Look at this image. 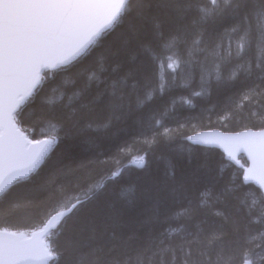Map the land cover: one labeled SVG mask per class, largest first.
Wrapping results in <instances>:
<instances>
[{
  "label": "snow or ice",
  "instance_id": "snow-or-ice-1",
  "mask_svg": "<svg viewBox=\"0 0 264 264\" xmlns=\"http://www.w3.org/2000/svg\"><path fill=\"white\" fill-rule=\"evenodd\" d=\"M117 29L123 44L80 69L82 59ZM253 42L257 55L246 59ZM129 52L133 63L125 65L120 58ZM105 64L115 67L109 71ZM185 65L201 72V91L192 96L239 83L228 115L247 110L262 122L259 131L187 137L194 144L220 143L229 154L246 152L251 166L243 180L258 189L225 185L200 192L194 201V175L171 174L146 181L142 211H135V198L126 209L108 205L103 211L96 193L104 183L84 188L59 145L83 130L81 122L95 107L103 105L119 119L133 94L138 106L147 104L168 87L166 69L175 81ZM70 68L83 82L69 104L26 117L37 86L53 70ZM150 76L158 88L146 84L141 95L139 80ZM190 79L188 73L184 83ZM180 100L192 103L190 97ZM167 112L150 117L156 130L144 139L149 146L172 139L176 130L162 123ZM29 117L31 130L39 128L43 138L29 134ZM138 162L144 166L143 157ZM118 175L119 169L112 171L104 182ZM22 206L38 217L24 225L36 229L30 235L14 222ZM0 222V264H264V0H0Z\"/></svg>",
  "mask_w": 264,
  "mask_h": 264
},
{
  "label": "trees",
  "instance_id": "trees-1",
  "mask_svg": "<svg viewBox=\"0 0 264 264\" xmlns=\"http://www.w3.org/2000/svg\"><path fill=\"white\" fill-rule=\"evenodd\" d=\"M253 23L255 25V21ZM227 26L230 27V25ZM123 40L121 29L109 33L104 43L96 46L90 55L83 58L78 67L83 69L98 63L107 48L115 50L123 44ZM131 55L132 52H129L120 59L125 62V65H129L133 63ZM182 55L187 59L186 50H182ZM243 55L246 59H254L257 55L255 42L251 49ZM105 67L110 71L115 65L105 64ZM77 70V68H70L64 72L56 70L50 72L37 87L38 91L30 108L26 111V117L28 112H33L38 116L42 108L55 110L62 105H68V97L79 91L82 86L83 81L76 75ZM126 71L127 66L123 67L121 75ZM188 73H191V79L185 84V77ZM165 75L168 87L162 94L157 91L147 104L138 106L136 95L133 94L126 113L119 119L112 116L103 105L95 107L91 118L81 122L83 130L71 139L63 140L59 145L60 151L66 155L64 163L77 170V175L82 178L81 183L84 188H87L88 184L104 183V187L99 188L96 193V203L105 212L110 210L108 205L114 206V209H126L130 198H135L137 201L135 211H142L147 207L142 198L146 181L149 178L162 179L171 174H175L177 178L194 175L196 179L192 191L194 201L200 192L207 189L217 191L225 185L230 187L232 184H237L246 191L258 189L252 184L243 182L242 169L246 165L243 156H239L241 166L237 167L227 160L220 150L214 147L193 145L186 141L187 135L202 129L217 128L222 131H238L245 128H260L262 122L248 115L247 110L243 113L228 115L231 98L236 95L240 87L239 83L231 89L212 87L204 95L192 96L193 92L201 91V72L198 65H185L175 73V81L172 79L171 70L166 69ZM131 83L132 81L129 80V85ZM146 84L158 88V79L150 76L146 81L141 78L139 80L141 95ZM182 84L184 86H181ZM181 97H190L191 105L182 103ZM48 100L52 103H46ZM174 100L175 105L172 103ZM73 103L75 104L76 101ZM166 108L168 112L163 117L162 123L164 127L176 131L172 133V139L158 138L157 143L149 146L144 139L146 136L151 137L152 132L156 130L154 121L150 117L153 115L159 117ZM226 115V119L221 118ZM33 118H28L26 126L29 128ZM105 124L108 126L104 127ZM180 125L184 127L181 128ZM158 131L162 132L163 128ZM33 133L36 138H42L39 128L35 130L30 128L29 134ZM121 148L125 151L121 152ZM140 157H143V167L138 162ZM116 161L119 163L117 164ZM41 167L43 168L44 164ZM117 169L120 170V175L105 183L103 178ZM22 183H27V181ZM18 190L23 191V189ZM186 203V201L177 203L172 211L180 210L181 205H186ZM37 220L38 217L31 207L22 206L16 210L14 222L21 225L19 231L34 229L26 228L24 225L35 224ZM179 223L174 222V226H178ZM0 226H3L2 222ZM166 227L167 225L159 227L157 232L164 231ZM47 241L49 243V240ZM154 259L158 262L160 257ZM166 259L171 260V256L166 255Z\"/></svg>",
  "mask_w": 264,
  "mask_h": 264
},
{
  "label": "water",
  "instance_id": "water-1",
  "mask_svg": "<svg viewBox=\"0 0 264 264\" xmlns=\"http://www.w3.org/2000/svg\"><path fill=\"white\" fill-rule=\"evenodd\" d=\"M247 129H252V128H245V129H241V130H238V131H222V130L217 129V128H209V129H202V130H198V131L192 132L189 135H187V137L191 136V135H195L197 133L205 134V135H207L209 137H214V136H217L219 134L235 135L236 133L245 131ZM252 130L253 131H259L260 128L259 129H252ZM187 137H186V141L188 143H190V144L199 145V146H205V147H214V148L220 150L224 154L225 158L228 159L230 162L234 163L237 167H239L241 165L239 156L243 155L245 160H246V162H247V165L243 167L242 179H243V176H244L245 169L247 167L251 166V161L249 160L248 154L246 152H244V151H235L234 150V151L231 152V154H229V152L226 151L225 148L220 143L208 144V145L194 144L191 141L187 140ZM243 182H244V180H243ZM246 184H252L256 188H258V185L255 182H247ZM35 230L36 229H34L32 231H35ZM32 231L26 232V233H28V235H30ZM21 232H23V231H21ZM45 243H47V241H45ZM31 264H40V261H39V259H36V260H33L31 262Z\"/></svg>",
  "mask_w": 264,
  "mask_h": 264
}]
</instances>
